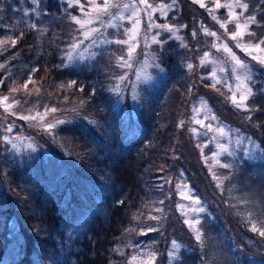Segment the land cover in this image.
I'll use <instances>...</instances> for the list:
<instances>
[{
  "label": "rangeland",
  "instance_id": "rangeland-1",
  "mask_svg": "<svg viewBox=\"0 0 264 264\" xmlns=\"http://www.w3.org/2000/svg\"><path fill=\"white\" fill-rule=\"evenodd\" d=\"M80 2L86 4V0ZM119 2L132 4L137 0ZM189 2L202 8L203 16L183 14V11L186 13V6L182 8L184 0H149L157 10L152 13L151 20L144 11L140 12L139 36L132 42L136 47L129 59L128 45L114 41L128 38L125 32L132 27V22L127 19L131 9L112 10L116 15L125 16V20L104 16L102 27L100 23L94 24L93 27L101 28L103 36L97 37V42L93 44L83 37L71 19L73 16L83 18L74 0L71 7L69 0H0V41L7 40V43L0 45V98L6 96L9 98L7 103L13 104L10 112L0 106V163L23 165L43 155L48 159L46 168L49 169L54 160L61 161L63 156L67 157L68 151L58 136L59 129L85 120L86 103L61 97V92L55 90L52 84L58 82L56 86L60 90H69L74 82L68 76L51 74L50 68L71 71L78 76L81 75L79 72L92 74L94 81L96 71L102 70L104 73L100 81L105 80L108 96L115 101L116 110L122 113L123 128L129 140L136 139L143 131L139 114L144 109V103L148 102L154 91L160 90L167 78L158 52L165 53L164 49L173 47L172 53L182 55L185 73L190 76L188 98L179 129L187 134L198 151L211 186L223 196L224 211L232 219H237L245 232L238 229L232 232L228 225L227 228L221 225V234L216 236L209 232L208 235L204 225L208 229L209 225L218 221L207 202L195 194L184 171L177 166L175 175H168L170 188L163 205L166 208L162 205L152 208L155 211L151 212L142 231L146 236L128 243L129 255L125 264H145V254L148 252L155 253V260L147 261V264H264L252 254L255 252L245 246L247 244L264 252V237L250 230L252 222L256 223L258 229L264 230V147L247 130L226 120L236 116L239 123L244 126L248 124L256 109L251 99L258 92L257 86H261L264 93V63L260 59H253V56L264 59V51L243 50L259 42L254 35L248 34L253 33L252 28L259 24V19L251 8V1L240 0L248 5L247 9H234L237 14L243 12L240 22L243 23L245 17H254L255 22L249 25L242 39L238 38V46L237 41L229 35L236 31L235 23H228L227 31L221 27V23L229 18L228 8L216 9L215 0H202L205 7L195 0ZM220 2L232 3L233 0ZM143 7L139 5L140 9ZM149 23L153 26L149 27ZM155 25H169L171 30ZM205 29L215 32L216 36L207 35ZM27 32L32 33V38L36 40L34 55L35 58H42V74H37L39 64L35 59L26 62L19 54L17 44ZM12 39L16 41L14 45ZM104 39L113 42L106 44L103 43ZM81 40L82 44L72 47ZM214 44L217 47H213ZM222 45H227L231 54L241 60L245 68L237 67ZM261 49H264V44ZM205 53H208L207 57ZM121 57L131 66L121 67ZM190 64L191 68L188 67ZM56 76L58 78L53 81ZM241 94L247 95L243 102L245 107L237 108L231 97L235 95L239 101ZM50 109L55 111H48ZM37 114L43 115V119ZM21 116H36L37 119L25 120ZM198 120L204 126L197 123ZM50 123L54 126L48 128ZM208 124H211V130L207 129ZM8 127L12 128L11 132L6 131ZM219 129H223V134ZM221 164L230 167L224 168ZM172 193L176 199L177 214L194 239L196 248L189 246L187 241L170 237L165 250L159 249L165 237V225L170 222L167 205L171 202ZM197 200L199 203L195 202ZM200 208L203 211H198ZM219 215H222L220 211ZM185 220L189 223L199 221L194 227L201 234L200 242L195 239L196 233ZM197 247L200 249L198 254ZM163 255L166 256L164 262L160 259ZM190 256L199 261L192 263ZM133 257L137 259L133 261Z\"/></svg>",
  "mask_w": 264,
  "mask_h": 264
},
{
  "label": "trees",
  "instance_id": "trees-1",
  "mask_svg": "<svg viewBox=\"0 0 264 264\" xmlns=\"http://www.w3.org/2000/svg\"><path fill=\"white\" fill-rule=\"evenodd\" d=\"M250 1L259 19L252 28L254 39L261 41L264 0ZM185 6L186 16H203L202 8L189 0H184L182 8ZM17 45L22 59H35L39 64L37 74H42V58H35L37 44L32 33L27 32ZM173 49L158 52L167 78L144 103L139 114L143 131L133 140L123 128L122 113L106 92L105 80L100 81L102 70L96 71L94 81L92 74L79 72L78 76L67 70L49 69L51 74L68 76L74 82L69 90H60L58 82L52 87L61 92V97L84 101L87 118L59 129L60 142L68 153L61 161L54 160L49 169L43 155L23 165L0 163V264H125L128 243L146 236L143 227L155 211L152 208L164 205L170 188L168 175H175L177 166L218 221L208 229L204 225L208 235L221 234V225H228L232 232H245L237 219L224 211L223 196L211 186L198 151L179 129L190 76L185 73L182 55L172 53ZM260 87L251 99L256 109L248 124L239 123L236 116L226 120L247 130L264 147V93ZM175 203L172 193L167 205L170 222L165 225L160 250H165L170 237L195 246ZM245 246L264 261V252ZM199 250L197 247V254ZM189 258L192 263L199 261ZM160 259L164 262L166 256Z\"/></svg>",
  "mask_w": 264,
  "mask_h": 264
},
{
  "label": "snow or ice",
  "instance_id": "snow-or-ice-1",
  "mask_svg": "<svg viewBox=\"0 0 264 264\" xmlns=\"http://www.w3.org/2000/svg\"><path fill=\"white\" fill-rule=\"evenodd\" d=\"M74 2H75L76 5H78L80 7V10H81V12L83 14V18L81 19V18H78L76 16H73V17H71V19L78 26V31L81 32L83 37L85 39L91 40L93 44H95L97 42V37H102L103 36L101 28L100 27H93L94 24L100 23L101 27H102L103 26L102 25V18L104 16H111V17H114L115 19H118V20H125L126 19V17L123 16V15H116L112 11L113 9L123 8L125 10H128V9L132 10L130 12L129 16L127 17V19L132 22V27L127 29L126 32H125V35L128 38L127 39H123V40L114 41L116 44L128 45V53H127V55H128L129 59H131L132 54L135 52V47H136V44L132 43V42L135 41L136 38L139 36V27L138 26L141 24V18H140V15H139L140 12L144 11L149 16V20H151L152 13L157 10L156 8L153 7V5L151 3H149V0H137L136 3H132V4L121 3V2H119V0H86V4L85 3H81L80 0H74ZM195 2L200 3L201 7H205V4L202 2V0H195ZM139 5H143L144 6L143 9H140ZM69 6L70 7L73 6V0H69ZM162 7H167V6H162ZM214 7L216 9H219L221 7L229 9V18L224 23H221V27L225 28V30L227 31V24L234 22L236 31L231 32L229 35H230V38L232 40H236L238 46H240L238 38H240V39L243 38V36L245 35L246 31L249 28V25L251 23L255 22V18L254 17H245L244 18V22L241 23L240 22V17L243 16V12L237 14L234 11V9L235 8L247 9L248 5L247 4H242L240 2V0H233L232 3H224V4H222L220 2V0H215ZM209 11L211 12L212 10H209ZM152 26L153 25L151 23H149V27H152ZM155 26L156 27H164L165 29L171 30L169 25H155ZM205 33L207 35H209V36H216L215 32L208 31L207 29H205ZM248 34L249 35H254L253 33H248ZM153 39H155V38H153ZM11 42H12L13 45L16 43L15 39H12ZM112 42L113 41H108L107 39L103 40V43H106V44L107 43H112ZM5 43H7V40L0 41V45L5 44ZM82 43H83L82 40L78 41L77 43H74L72 45V47L76 48ZM262 44H264V40H261V41L255 43V45H252L250 47H245L243 50L246 51V52H251V50H255V49H259L261 51H264V49H261V45ZM213 47H217V45L214 44ZM221 47H222V49L225 52H227V53H229L231 55V59H232V61L234 62V64L237 67H239L241 69L245 68V65L243 64V62L241 60H239L235 55L231 54V50L228 48L227 45H222ZM207 56H208V53H205V57H207ZM253 59H260V62L264 63V59H262V58L253 56ZM120 60L122 62L121 63V67H124V66H129L130 67L131 66V65L128 64V61L124 59V57H121ZM188 67L191 68L192 65L190 64ZM121 79H123V77ZM24 87L27 88V84H25ZM12 91H16V89H13ZM248 94L249 95L251 94L250 90H248ZM8 99L9 98L6 97V96L3 97V98H0V106H3L5 108V111L10 112V110L13 107V104H8L7 103ZM246 99H247V95H245V94H241L240 95L239 101H237V98H236L235 95H233L231 97L232 103L237 108L245 107L243 102ZM14 103H18V101H14ZM48 111H53L54 112L55 109H50ZM45 114H47V113H45ZM37 115L39 116V118L41 120L43 119V115H40V114H37ZM20 118L21 119H25V120H28V119L35 120V119H37L36 116H21ZM212 119H215V117H212ZM196 122L197 123H201V125L204 126L202 121L198 120ZM56 123H63V121H56ZM182 124H183V122H181V126H182ZM53 126L54 125L51 124V123L47 125L48 128H51ZM206 127H207L208 130H211V128H212L211 124H208ZM6 131L11 132L12 128L8 127L6 129ZM219 132L221 134H223V129H219ZM224 151H226V149H224ZM217 163H219V162L217 161ZM220 166L224 167V168L230 167V165H227V164H221ZM195 202L199 203L198 200L195 201ZM198 211H203V208L198 209ZM153 219H157V218L153 217ZM185 223L189 224V226L191 228H193L194 232L196 233L195 239L198 242H200L201 239H202L201 234H200L199 230L194 227V224H198L199 221H195L193 223H189V221L185 220ZM250 230L253 231V232H257L258 235H260L261 237H264V230L258 229L256 223H254V222L251 223V229ZM173 246L174 247L176 246L175 242H173ZM145 256L147 257V261H153L154 262L155 253L148 252V253L145 254ZM132 259H133V261H135L137 259V257H133ZM147 261L145 262V264H147Z\"/></svg>",
  "mask_w": 264,
  "mask_h": 264
}]
</instances>
